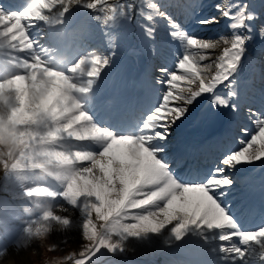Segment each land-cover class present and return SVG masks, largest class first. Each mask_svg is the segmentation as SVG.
I'll list each match as a JSON object with an SVG mask.
<instances>
[{
  "label": "snow or ice",
  "instance_id": "obj_1",
  "mask_svg": "<svg viewBox=\"0 0 264 264\" xmlns=\"http://www.w3.org/2000/svg\"><path fill=\"white\" fill-rule=\"evenodd\" d=\"M74 7L92 10L104 28L118 18L131 20L136 12L152 22L140 25L149 39L155 38L154 21L160 17L173 29L169 35L179 38V74L159 68L164 79L156 83L165 90L125 132L117 133L108 122L101 126L91 112L117 37L108 38L109 55L89 52L69 60L52 57L56 49L32 36L38 22L64 25ZM144 7L151 11L145 13ZM214 7L218 15L190 12L189 17L202 26L226 21L229 35L187 31L153 0H30L23 10L0 7V186L7 192L17 185L28 217L12 240L17 252L39 256L53 232L65 233L61 243L67 244V234L78 230L84 243L53 264H97L105 253L123 254L130 239L147 242L164 235L167 244L169 238L181 241L191 234L207 241L212 235L223 242L212 251L227 264H264V225L242 229L222 199L233 186L226 169L264 161V114L249 109L255 130L240 131L250 138L238 139L240 147L206 171L191 163L194 147L170 139L174 126L206 96L211 99L195 119L199 126H211L221 109L238 111L232 102L238 97L235 77L261 14L241 0H221ZM258 34L264 40V24ZM221 85L229 89L226 97L216 94ZM72 210L79 216L73 217ZM11 233L0 217V258L8 254L5 242ZM58 248L51 243L44 250ZM252 248L254 256L249 255ZM16 264H23L22 258Z\"/></svg>",
  "mask_w": 264,
  "mask_h": 264
},
{
  "label": "bare ground",
  "instance_id": "obj_2",
  "mask_svg": "<svg viewBox=\"0 0 264 264\" xmlns=\"http://www.w3.org/2000/svg\"><path fill=\"white\" fill-rule=\"evenodd\" d=\"M161 2H163L164 4H167V7H173V5H175L174 7H176V11L178 12V14H181V18H185V16L187 15L186 12L187 10L189 9V5L184 3V4H176V1L177 0H159ZM182 2H187V3H193V4H196L195 2L197 0H180ZM218 2H221V0H211L208 2V0H205V4L203 5V9L204 8H209V9H205V15L211 13V11L213 13L211 14H214V4L218 3ZM241 2H246L248 3L249 7H250V10H254L255 11V7L247 0H241ZM174 3V4H172ZM172 4V6H171ZM195 7V6H193ZM259 8H262V6L258 5V9ZM168 9H171V8H168ZM88 9H83V8H73V12H69L68 14H66V17H65V23H64V26H63V30L65 32H68L71 33V32H81V33H86L87 35V41L89 43V45L91 44H95L97 46V44H103L105 42L108 43V38L110 37V32L108 31H103V28H100V25H94L92 28H88V30L86 28H83V26L80 24L74 26L72 24V22L74 20H76L75 18H77V15L79 13H81V11H86ZM90 11V15L94 14L92 12V10H89ZM77 12H79L78 14H76ZM183 16V17H182ZM87 18V17H86ZM226 21H222V24L219 28V30L221 29H226ZM122 26L121 24V21H117V22H114V24L111 25V27L113 28H116L117 26ZM54 28V26H46L43 24V22H38V27L36 29H33V32H32V36L34 39H36L40 44L44 45L45 47L49 48V46H52L54 44V41L52 39L50 35V33L52 32V29ZM48 34V36H45V32ZM126 31V30H125ZM190 32H195L194 29H191L189 30ZM112 32V31H111ZM44 33V34H43ZM197 34H201V35H206V34H203V33H200L198 32ZM41 36V37H39ZM44 36V37H43ZM157 35H155V38L154 39H149L145 33H144V30H142L139 34V37L138 39H140V42H138V45L137 46V49L139 51V54L141 55L138 59H134V58H129L128 61H125L121 67L118 69L119 71H117L115 77H114V85L117 86L118 88H120L121 90L123 89V87L125 86H128L130 83H133L134 87L137 89V91H139V86L141 84V88L146 92L145 96L148 98L150 97V99L152 101H158V99L160 98L159 96V93L163 92L165 89L163 87V85H160V84H157L156 85H151L147 82H143L140 83L137 79H136V76L135 74L137 73V69L140 68V66H143V62L146 61V57H148L149 59L151 60H155L157 59V61H160V57L162 56V47L163 46H166V44H164V41H159L158 44L156 43L157 41ZM255 42L256 44L255 45H258L261 46L263 43H264V40H261L259 34L257 31H255ZM69 39V35H67V40ZM107 40V41H106ZM88 43H85L83 42L82 44H84L85 46L88 44ZM162 46V47H161ZM178 47V50L181 51L182 50V46L180 45V41L179 39H177V42H176V45ZM264 46V45H263ZM152 47L155 48V54H153L152 52ZM89 49V47H86ZM95 48H93L92 50L90 51H94ZM135 50H133L134 52ZM88 52V51H86ZM173 53H176V51H174ZM49 55L52 56V54L50 53ZM115 56V55H114ZM113 56L112 58V65H113V62L115 61V57ZM172 60L174 58H171ZM141 60L143 62H141ZM138 62V67H134L135 69V73H134V78L132 79V71H131V68L130 70L128 69L132 64L134 63H137ZM149 63L150 65L152 66V62L149 60ZM112 65L109 67V69L111 70L112 69ZM146 69H147V73L149 72V69L147 66H145ZM108 68V67H107ZM107 68L104 69L102 71V76H101V79L98 83V86H97V89H96V94H95V103L93 104L92 106V109H91V112H95L96 110L98 111V113H95L96 116L95 119H100L101 115H100V111L101 109L98 108L99 107V101L97 99V95H102V82L104 77L108 71H107ZM109 70V71H110ZM148 76V74H146ZM238 76L235 78L236 79V91L238 92V97H237V102L236 104L239 103H244L246 102V98H245V86L244 85H248L246 83H249L250 85V81L248 79H246V77L244 76L243 73H241L240 71L238 72L237 74ZM153 79H155V75H152ZM245 77V78H244ZM149 78H151V74L149 76ZM157 79H159V77L157 76ZM161 79V78H160ZM148 81V80H147ZM238 82V83H237ZM139 87V88H137ZM262 95V94H261ZM209 97H204L203 100H208ZM261 102H263L261 99H254V103H257V104H260ZM143 108L147 107L145 105V102H141L140 104ZM261 105V104H260ZM193 114L194 115H199V111L197 110L196 107H194L193 109ZM94 115V113L92 114ZM230 118H235L234 114H230L229 116ZM189 122H190V118L189 119H186L184 120L183 122H178L176 126H174L173 130H172V134H174V137H171L170 139L173 140V141H176L178 144L180 145H190L188 142H185V140L183 138H181V132L184 131V127L186 125H189ZM196 127H190V125L188 126L187 128V131H188V135H195L197 136L198 138H201L202 135H203V130L205 128V126H199V125H194ZM231 128H233L232 125H227ZM175 146V145H174ZM94 149H97L98 147H95L93 146ZM230 148L231 146L230 145H226L225 148ZM99 149V148H98ZM222 149H224V145L222 143L221 146H218L217 148H215V152L218 154L219 152L218 151H221ZM259 166L262 168H264V161H258V165H254L252 166L253 170H256V169H259ZM241 167V173H244L249 170V168L251 167V164L249 165V167H245L244 164L242 165H236L234 170H235V174H231L229 172V175H230V178L231 179H237L240 175L239 172H237V169ZM255 172V171H254ZM180 175H183V174H180ZM241 185L238 183V184H233L232 188L229 189L227 191V194L225 197H223L222 199L223 200H227V199H230V198H233L235 196H237L239 194V191L237 190L240 189ZM17 197L18 199L20 200L21 204H23V206L25 207L26 206V202L21 200L19 198V192L17 194ZM235 199V198H234ZM60 202V201H59ZM237 204L240 205V201H236ZM28 207H31V205H27ZM240 207V206H239ZM73 215V217H78L79 214H78V211H75L73 213H71ZM59 232V231H57ZM68 235L73 239L74 242L77 243V240L79 239L80 237V233L78 230H75V231H72V232H69ZM220 243H223V242H219V241H216L212 235H209L207 241H205L204 239H202L200 237V235H188L186 236L184 239H182L181 241H175L174 238H169V247H166L167 244L164 243V235L160 236V237H149V240L147 242H137L135 240H133V251H144V250H147V251H150L156 244L159 246V250L157 252V256L159 255L161 259H163V263L161 264H172L171 260L168 259V255H173V254H176V253H181V252H178V250L176 249H179V247H186L187 245H191L192 247H194L197 251L199 252H202L204 253L205 257L203 255H201L200 253L196 252H185V253H181L183 254V256H185L190 262H188V264H204V262L202 261H199L196 256H199L201 258H204L205 260L207 261H214V260H217L219 259L220 257V254L217 252H213L212 249L216 248L218 246V244ZM14 251H16V249H14ZM250 256H254V254L252 253H249ZM13 263V254L12 253H8L7 255L4 256V262L1 263V264H12ZM115 264H144L143 261L141 262H137L135 259H132L131 260L129 259L128 261L126 262H123V261H120V262H117Z\"/></svg>",
  "mask_w": 264,
  "mask_h": 264
},
{
  "label": "rangeland",
  "instance_id": "obj_3",
  "mask_svg": "<svg viewBox=\"0 0 264 264\" xmlns=\"http://www.w3.org/2000/svg\"><path fill=\"white\" fill-rule=\"evenodd\" d=\"M209 1H211V0H208V2ZM252 3H254V4H259V1H261V0H250ZM153 2L154 3H157V4H159L160 5V2H157L156 0H153ZM204 2H205V0H204ZM161 6V5H160ZM162 7V6H161ZM200 7V6H199ZM199 7H195V9L193 10L191 7H189L191 10H193V12H195L199 17H208V16H211L210 14L209 15H207V16H204V13H205V9L203 10L202 8L200 9ZM73 11V10H72ZM143 11L145 12V13H148V12H150L151 11V9H149V8H147V7H144L143 8ZM211 13H212V11H211ZM169 14V13H168ZM214 14H217L216 12L214 13ZM213 14V15H214ZM258 14H261L260 15V19H259V21H257V23H256V25L257 26H259L260 24H264V12H262V11H259L258 12ZM218 15V14H217ZM93 16H94V14H92L91 15V17L90 18H88V24H90V21H91V25H94L95 24V20L93 19ZM175 22H178L181 18L179 17V20H177L176 18H172ZM131 20H133V22L135 23V26H136V28H138V31L137 30H135V29H131L132 30V37L131 38H129V39H126V40H124V35L122 34V32H121V30H119V31H113V35L114 36H116L117 37V39L115 40V44H118V46H119V48L120 49H124V50H129L130 51V46H128V44H129V40H133V36H134V34L136 33V32H138L139 33V30H144L143 28H141L140 27V25L141 24H144V25H150L151 26V24H152V22H149V21H147L146 19H144L143 17H141V16H139V15H137L136 14V12H133V18L131 19ZM165 21H166V23H165ZM221 23H222V21H221ZM193 24V25H192ZM191 25V26H190ZM221 25V24H220ZM220 25H210V26H202V25H197L196 23H195V21L194 20H192V19H190V18H186L185 19V21L183 22V24H182V26H181V28H183V29H185V30H189V28H196V30H198L199 32L201 31V33H203V34H206V35H204L205 37H207V36H209V35H212V34H214V33H223V34H225V35H229L230 33L228 32V30L227 29H221V30H219V28H220ZM154 26H155V35H157L156 37L158 38V40H163V41H169V42H171V41H175V39L174 40H172V39H169V37H170V35H169V33H170V31L168 30V29H166L165 27H167V26H169V24H168V22H167V20H165V19H163V18H160V17H156L155 18V21H154ZM105 30H111L110 29V26H107L106 28H104ZM157 31H159V33H157ZM137 33V34H138ZM136 34V35H137ZM241 34H244L243 33V31L241 32ZM112 35V36H113ZM254 41H255V38H253V40L252 41H250L249 42V45H248V51H247V53H246V56H245V58H248V56L250 57V58H255V59H257V61H259V66L261 67V69L259 70V68L256 70V73L258 72V74H260L261 76H264V51H262V49H264V47L261 49H259V51L258 50H256V47L255 46H253V44H254ZM121 43H124V45H121ZM107 45L108 44H105L104 46H101L100 44L98 45V46H96L95 48L97 49V48H99V50H100V52L102 51L101 49V47H104L103 48V51L104 52H102V54H104V55H108V51H110V47L108 48L107 47ZM118 46H116V48H118ZM96 51V50H95ZM169 52L168 50H166V47H163V50H162V52ZM99 52V54H101ZM120 52H117L116 54H119ZM130 54V53H129ZM219 54V51L217 50V51H215V52H213V57L215 56V55H218ZM169 55L170 56H173V53H171V52H169ZM245 58H244V60H245ZM243 60V61H244ZM166 61L167 62H170V60H168V59H166ZM161 62H163L164 63V60L162 59L161 60ZM207 61H205V63H206ZM161 67H163L161 64H159V65H156V66H154V72L155 71H158L157 73H156V75L159 77V79L161 78V79H164V76L159 72V68H161ZM166 68H168L169 69V66H167ZM169 71H177L178 72V74H179V70L176 68H172V70H170L169 69ZM244 73H247V68H246V66H245V69H244ZM255 73V74H256ZM257 88H259L260 89V91H264V81L263 82H261L260 83V85H258V86H256ZM248 94V96L250 95V96H253L254 98H256V97H258V95H257V93H255V92H250V93H247ZM211 98V97H210ZM201 105H204V103L202 102V100L201 101H199L198 103H196L194 106H196V107H198V106H201ZM193 107V106H192ZM192 107L190 108V110H189V115L191 114L190 112H191V110H192ZM241 107H243V109H245V107H244V105L243 106H241ZM242 109V110H243ZM222 110V109H221ZM243 113H245V117L246 118H243L244 116H243V114H241V119H240V124L241 123H243V122H245L246 123V125L248 124L249 125V121H251V119H249V112H246V111H244ZM224 114V113H223ZM262 114H264V113H262ZM251 125V128L253 129V131L255 130V126H254V124L253 123H251L250 124ZM242 126H244V125H242ZM245 138H250V137H245ZM237 140H238V138H237ZM230 151H232L231 149L230 150H228V152H230ZM0 176H2V170H0ZM17 189L19 190V188L17 187V185L15 184V183H13V184H11L10 186H9V190H10V192H15V191H17ZM8 191L7 192H5L4 190H3V188H2V186H0V196H4V195H8ZM16 194V193H15ZM15 194H13L12 195V197L13 196H15ZM11 196V195H10ZM0 200H2V199H0ZM3 204H4V206L6 207V208H8V209H12L14 206L12 205V203L10 204L9 202H7V201H4L3 202ZM17 207H15V209H16ZM64 234V236H65V233H63ZM52 235V237L55 239V240H57V242H59V244H61V238H60V236L59 235H57V233H52L51 234ZM12 237V236H11ZM66 237V236H65ZM132 242H133V240H129V241H127L126 242V245H127V247L130 249V253L127 255V254H116L117 256H115V257H109V256H103V257H98L97 258V261L99 262L100 260L102 261V262H100V263H97V264H115V263H117V262H120V261H123V262H126L127 260H131V258H137L138 256H143V255H145V254H147L148 252H146V253H142L141 251H137V252H131V246H132ZM82 243H84V241H82V239H80L79 240V242L78 243H75L74 244V242H69L68 241V243L67 244H64V243H62L60 246H59V248L55 251V252H52L51 253V258H52V260L54 261V260H58V259H60V258H62L64 255H66L64 252L66 251H68V253L69 252H71V251H73V250H78V248H79V246L82 244ZM12 244V243H11ZM11 244H9V245H7V248H8V251L9 252H11L12 254H13V263L12 264H16V262H17V259L18 258H22V262H23V264H37L38 262H39V260H40V258H41V256L39 255V256H37V255H35V254H33L30 250L27 252V253H24L23 251H20V252H17V250L14 252L13 251V249H12V245ZM33 247H36V245L35 244H33ZM119 255V256H118ZM104 260V261H103ZM4 262V257H2V258H0V264L1 263H3ZM44 263V262H43Z\"/></svg>",
  "mask_w": 264,
  "mask_h": 264
}]
</instances>
